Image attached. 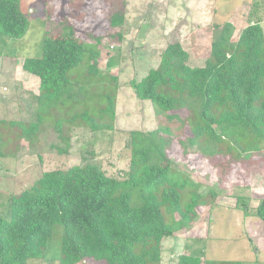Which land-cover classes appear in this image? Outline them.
<instances>
[{"label": "trees", "instance_id": "trees-1", "mask_svg": "<svg viewBox=\"0 0 264 264\" xmlns=\"http://www.w3.org/2000/svg\"><path fill=\"white\" fill-rule=\"evenodd\" d=\"M24 2L0 0V56L8 40L22 39L29 31ZM104 2L109 29H121L126 0ZM68 6L69 14L51 20L55 28L43 39L42 55L25 58L21 66L24 75L38 79L36 122L0 120V145L8 124L19 126L20 140L34 144L45 130L46 116L89 103L91 87L100 91L102 105L51 123L68 148L58 151L70 152L74 128L93 133L115 128L117 87L99 77L97 86L91 79L82 83L70 77L74 69L86 65L92 51L95 59L99 56L88 43L100 44L106 35L78 37L74 22L85 20V2L70 0ZM254 19L237 40L234 26L224 23L203 66L189 64L190 55L181 43L168 44L159 66L129 85L138 100L152 104L157 116L179 122L191 135L174 136L162 126L149 132L131 131L130 166L122 179L109 177L95 164L44 172L32 187L11 198L9 218L0 217V264L44 258L60 230L61 264H161L163 240L191 224L205 202L201 186L176 170L173 159L181 154L225 156L228 165L212 166L222 171L229 167L232 173L264 150V30L262 20ZM117 38L122 40L120 32ZM107 87L113 93H106ZM188 147L196 149L189 152ZM255 215L264 222V199ZM178 264L242 263L204 260L184 252Z\"/></svg>", "mask_w": 264, "mask_h": 264}, {"label": "rangeland", "instance_id": "rangeland-1", "mask_svg": "<svg viewBox=\"0 0 264 264\" xmlns=\"http://www.w3.org/2000/svg\"><path fill=\"white\" fill-rule=\"evenodd\" d=\"M24 1L22 10L30 21L29 31L24 38L8 40L1 48L0 120L33 123L38 109L37 81L25 79L21 66L25 58L42 55L43 39L55 28L51 20L69 14L70 0ZM83 1L85 20L74 22L77 36L84 39L89 34L106 36L100 44L88 43L99 56L95 59L92 51L86 65L74 69L70 77L82 83L91 79L92 86H97L99 77L117 87L115 128L105 133L74 128L70 152L58 151L68 148L51 123L84 108L93 110L102 105L100 91L93 87L88 89L89 103L47 115L45 130L34 138L32 145L20 140L19 126H4L0 145V217L9 218L11 198L32 187L44 172L95 164L109 177L122 179L130 166L127 144L131 131L149 132L162 126L174 136L191 135L181 129L179 122L157 116L152 104L138 100L129 85L131 80H141L159 66L168 44L181 43L190 55L189 64L203 66L224 23L234 26V40L254 17L262 20L264 30V0H126L125 23L115 30L109 29L104 0ZM118 32L122 34L121 41ZM107 89L106 93H113V88ZM195 149L188 147L187 151ZM259 154L256 159L243 161L232 173L229 167L222 171L212 166L228 165L225 156L181 154L173 159L176 170L201 186L205 202L197 208V217L191 224L163 240L161 264H178L184 252L204 260L264 264V222L255 215L258 203L264 199V150ZM59 234L60 237L57 233L53 237L44 258L30 260L28 264H61V230Z\"/></svg>", "mask_w": 264, "mask_h": 264}, {"label": "crops", "instance_id": "crops-1", "mask_svg": "<svg viewBox=\"0 0 264 264\" xmlns=\"http://www.w3.org/2000/svg\"><path fill=\"white\" fill-rule=\"evenodd\" d=\"M24 77H25V79H27V78H35V77H33V76H29V75H24ZM35 80L37 81V86H39L38 79L35 78ZM38 93H39V92H38ZM36 96H38V94H36Z\"/></svg>", "mask_w": 264, "mask_h": 264}]
</instances>
